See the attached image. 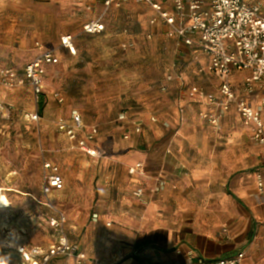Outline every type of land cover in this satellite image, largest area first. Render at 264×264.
<instances>
[{
    "label": "rangeland",
    "instance_id": "374dc122",
    "mask_svg": "<svg viewBox=\"0 0 264 264\" xmlns=\"http://www.w3.org/2000/svg\"><path fill=\"white\" fill-rule=\"evenodd\" d=\"M86 1L0 0V66L14 67L23 75L36 55L37 41L64 53L61 64L50 68L46 93L38 101L28 83L2 92L12 107L0 118V228L30 226L32 240L52 238L48 221L55 210H63L71 223L97 191L88 178L91 158L73 148L55 126L59 113L78 110L86 124L99 126L106 133L101 144L109 154L113 144L126 142L117 123L122 112L162 127L192 99L186 83L213 91L220 84L215 75L200 74L199 59L188 57L161 26L151 24L150 7L129 1L108 14L103 34L87 35L83 31L89 19ZM63 34L75 37L76 55L62 50ZM168 73L175 81L164 91ZM182 76L185 84L180 82ZM241 82L235 78L238 89ZM54 90L65 95V104L54 100ZM37 108L40 121L31 122L27 116ZM194 111L198 116L197 108ZM227 129L240 134V149L246 150L250 139L236 115L229 118ZM51 160L62 169L65 189L46 197L43 164Z\"/></svg>",
    "mask_w": 264,
    "mask_h": 264
},
{
    "label": "crops",
    "instance_id": "0c3cea01",
    "mask_svg": "<svg viewBox=\"0 0 264 264\" xmlns=\"http://www.w3.org/2000/svg\"><path fill=\"white\" fill-rule=\"evenodd\" d=\"M161 1L170 8L169 0ZM86 2V9L88 6L94 9H87V21L104 12L101 1ZM114 9L120 8L112 6L104 16V23ZM157 25L167 34L165 24L159 22ZM63 36H60V43ZM172 39L182 45L181 49L189 53L188 57L199 59L200 74H209L200 72L209 60L197 46H187L182 41ZM61 48L74 56L68 49ZM48 49L52 48L40 41L35 43L36 55ZM54 50L60 61L46 67L42 96L46 93L50 68L61 64L64 57V53ZM245 75V72H235L233 75L235 90L238 89L235 78L242 79L241 91L237 90L239 93L243 91ZM174 81L164 84L169 87ZM185 81L186 78L182 76L181 84H185ZM186 85L190 89L197 84ZM197 86L208 92H215L219 87L213 91L212 87ZM8 91L11 90L0 86V97L6 100L2 92ZM55 92L51 93L53 98ZM191 98L189 100L193 102L187 101L185 106H179L181 109L164 120L162 127L157 122H145L137 115L129 114L130 118L142 123V131L136 133L131 130L130 137L124 138L126 142L113 144L109 154L101 144V137L105 138L106 133L99 127L96 142L105 151L104 158L94 159L78 150L91 158L87 161L88 178L91 179L90 186L96 185L97 191L85 211L77 213L71 223H68L67 214L57 209L67 218L66 232L74 251L71 256L55 258L52 264H77L79 255L98 264H170L187 257L194 263L200 257L228 258L241 251L245 252L242 264H264V185L262 190L258 185L259 174L264 183V145L254 142L250 126L245 124L235 108L226 113L222 130L216 133L199 115L210 105ZM250 99L264 117V104L260 97ZM196 108L198 116L195 115ZM72 111L69 115L59 113L56 119L61 116L70 118ZM233 115L243 123L250 139L244 151L240 149V134L227 129V122ZM117 123L124 136L126 130L118 120ZM138 162L144 164L145 175L129 173V168ZM137 187L144 188L145 193L141 198L133 194ZM46 205L49 206V203ZM11 227L21 229L22 239L15 237V233L12 235L19 239V245L29 247H49L59 236L58 229L50 225L52 238L36 240L28 237L30 226ZM3 253L10 257V264H25L17 247H7Z\"/></svg>",
    "mask_w": 264,
    "mask_h": 264
},
{
    "label": "built area",
    "instance_id": "2783aa9c",
    "mask_svg": "<svg viewBox=\"0 0 264 264\" xmlns=\"http://www.w3.org/2000/svg\"><path fill=\"white\" fill-rule=\"evenodd\" d=\"M104 4V12L87 21L83 26L86 34L100 35L105 29L104 16L112 7H122L130 0H99ZM138 4L150 7L154 16L152 25L163 23L167 26V34L171 38L182 41L187 46H197L208 57V64L200 72L215 75L220 80L218 90L208 92L203 87L194 85L189 90L190 97L197 98L210 105L201 110L199 115L206 120L211 128L219 133L222 130V120L226 113L235 108L246 125L250 126L252 139L255 143L264 145V117L261 110L251 102L250 97L259 96L264 104V0H169L170 8L161 0H132ZM88 10H93L88 6ZM40 46V44H38ZM61 47L71 54H77L76 39L71 34L61 38ZM60 58L54 49L40 51L32 61L26 64L23 75L11 66H0V86L12 90L28 83L35 99L38 101L44 92L46 67L59 63ZM235 72H245L242 92L235 90L232 78ZM181 79V78H180ZM173 80L167 75V82ZM162 86V90H167ZM54 98L63 104L65 97L55 92ZM11 104L0 97V118L10 113ZM31 122L40 121L39 109L28 114ZM157 121L156 116L151 117ZM118 121L126 130L124 138L130 137V131H142V123L129 117L128 112H122ZM56 128L64 133L73 148L92 158H104L106 153L97 145L99 126H88L82 114L73 110L70 118L59 117L55 121ZM44 183L42 192L49 197L55 191L63 190L65 181L57 164L45 161ZM131 175H145V166L138 162L129 168ZM258 185L263 188V180L258 175ZM145 191L137 187L133 194L141 198ZM49 205H52L49 202ZM67 218L60 210L49 219L50 226L58 229L59 236L49 247L19 245L17 252L25 264H52L57 257H68L73 254L66 232ZM245 252L221 259L198 258L192 263L187 257L170 264H242ZM77 264H98L84 255H79Z\"/></svg>",
    "mask_w": 264,
    "mask_h": 264
},
{
    "label": "clouds",
    "instance_id": "9594fccd",
    "mask_svg": "<svg viewBox=\"0 0 264 264\" xmlns=\"http://www.w3.org/2000/svg\"><path fill=\"white\" fill-rule=\"evenodd\" d=\"M13 233H15V237L22 239L21 229L9 226L4 231L0 228V264H10V257L3 253V248L19 247V239L14 238Z\"/></svg>",
    "mask_w": 264,
    "mask_h": 264
},
{
    "label": "trees",
    "instance_id": "16d2710c",
    "mask_svg": "<svg viewBox=\"0 0 264 264\" xmlns=\"http://www.w3.org/2000/svg\"><path fill=\"white\" fill-rule=\"evenodd\" d=\"M41 110H42V108H41ZM52 216H50V218H51ZM48 224H49V221H48ZM50 225V224H49Z\"/></svg>",
    "mask_w": 264,
    "mask_h": 264
}]
</instances>
